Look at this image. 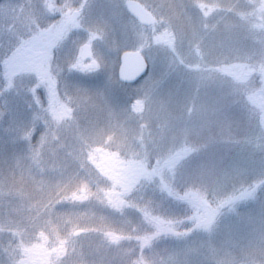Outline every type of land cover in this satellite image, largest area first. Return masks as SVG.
<instances>
[{
	"label": "clouds",
	"instance_id": "clouds-1",
	"mask_svg": "<svg viewBox=\"0 0 264 264\" xmlns=\"http://www.w3.org/2000/svg\"><path fill=\"white\" fill-rule=\"evenodd\" d=\"M28 3L0 26V95L24 93L28 111L0 160V264H264V0ZM229 215L244 235H221Z\"/></svg>",
	"mask_w": 264,
	"mask_h": 264
},
{
	"label": "rangeland",
	"instance_id": "rangeland-1",
	"mask_svg": "<svg viewBox=\"0 0 264 264\" xmlns=\"http://www.w3.org/2000/svg\"><path fill=\"white\" fill-rule=\"evenodd\" d=\"M33 4L37 3V0H32ZM7 5V8L2 7ZM23 5L25 11H21V6ZM241 5L243 6V0H241ZM29 7L28 0H1L0 1V26L4 27H12L16 28L19 26V20L18 17L22 20L25 16L26 10ZM218 15H223V13H219ZM231 15V14H229ZM179 22H177V27L179 28ZM6 39L5 36L0 35V42L4 41ZM95 48L98 52L103 51V45L97 43L95 45ZM74 49L71 46H68L65 49L66 55H72ZM108 55V53H105ZM70 79L74 83H78L82 87H86L92 91H98L101 88L105 87V77L102 74L97 75H91V74H83L79 72H74L70 75ZM139 83V82H138ZM137 83V84H138ZM131 85L128 86L124 90H120L116 93V98L119 99L121 102L125 100L127 95L131 92ZM39 95L41 98L44 96L43 90H38ZM27 99H30V96L27 97ZM0 109L6 110V115L3 120H0V155H2L3 149L2 148H9L6 149L5 152L7 154L6 157H8L9 164L12 163V154L15 151H19V149L23 146V142L18 144H12L11 141L13 137L17 135V125L20 123L21 118H26L28 115L27 111V104L25 103V94L21 93L19 96L15 94V92H6L3 95H0ZM90 116L92 114H89ZM8 128L9 131H5V129ZM40 131L41 129L38 128L37 131ZM39 135V132H36V134L33 136V141L35 142L36 137ZM219 155L223 156V153H220ZM3 156H0V160H2ZM231 157H225L224 163L226 164L228 162V159ZM250 167L253 169L258 170L260 168V162L259 159H253L250 161ZM146 197H153L157 201H163L164 207L168 210V214L170 215H176L181 216L184 214L183 209L181 207H178L175 205L174 202L167 200V198L162 197L159 193L153 194L152 192H148L146 194ZM251 207V204L245 205L241 203L238 205V211L246 213L248 209ZM4 209L3 207H0V217L3 216ZM11 215V213H10ZM139 213L137 212H129V216L133 219V222H139ZM115 219L119 220L121 218L116 217ZM231 230L233 234L238 235H244L246 232L245 223L243 221H238L235 216H227L222 219L221 221V235L223 233ZM11 239L10 233H2L0 234V243H7ZM85 251H89V244L94 243L93 238H86L85 239ZM164 244L171 243L170 241H163ZM37 254H39V249L35 250ZM35 251L33 252L34 255H36Z\"/></svg>",
	"mask_w": 264,
	"mask_h": 264
},
{
	"label": "water",
	"instance_id": "water-1",
	"mask_svg": "<svg viewBox=\"0 0 264 264\" xmlns=\"http://www.w3.org/2000/svg\"><path fill=\"white\" fill-rule=\"evenodd\" d=\"M132 2L134 3V1L132 0ZM137 71V65L136 62L133 58H129L128 61L125 63L124 66V74L127 76H132L135 75ZM146 75V73H145ZM143 77L141 76L138 80L134 81L133 83L136 84L137 82H139Z\"/></svg>",
	"mask_w": 264,
	"mask_h": 264
},
{
	"label": "snow or ice",
	"instance_id": "snow-or-ice-1",
	"mask_svg": "<svg viewBox=\"0 0 264 264\" xmlns=\"http://www.w3.org/2000/svg\"><path fill=\"white\" fill-rule=\"evenodd\" d=\"M90 55H91V53H90V51H88L87 48L82 49V50H81V54H80V61H81V63H80L79 66L84 67V68H90V67H92V66L94 65L95 61H93L92 64H87V65H85V64L82 63L83 60H84V58H85V57H88V56H90ZM157 223H158V225H162V224H163L162 221H157ZM115 238H116V237H113V239H115Z\"/></svg>",
	"mask_w": 264,
	"mask_h": 264
},
{
	"label": "trees",
	"instance_id": "trees-1",
	"mask_svg": "<svg viewBox=\"0 0 264 264\" xmlns=\"http://www.w3.org/2000/svg\"><path fill=\"white\" fill-rule=\"evenodd\" d=\"M42 99H43V97H42ZM37 132H39V130L37 131ZM3 149V154L2 155H0V156H3V157H6L7 156V154L5 153L7 150L6 149H9V148H2ZM35 251V250H34ZM35 253H36V251H35ZM36 255H39V254H37L36 253Z\"/></svg>",
	"mask_w": 264,
	"mask_h": 264
}]
</instances>
